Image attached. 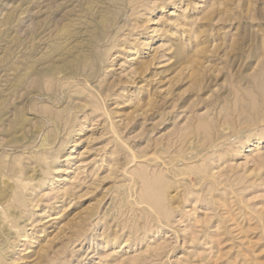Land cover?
<instances>
[{"label":"rangeland","instance_id":"rangeland-1","mask_svg":"<svg viewBox=\"0 0 264 264\" xmlns=\"http://www.w3.org/2000/svg\"><path fill=\"white\" fill-rule=\"evenodd\" d=\"M0 173V264H264V0H0Z\"/></svg>","mask_w":264,"mask_h":264},{"label":"bare ground","instance_id":"bare-ground-1","mask_svg":"<svg viewBox=\"0 0 264 264\" xmlns=\"http://www.w3.org/2000/svg\"><path fill=\"white\" fill-rule=\"evenodd\" d=\"M103 17H104V16H103ZM105 19H106V18H105ZM62 33H63V32H62ZM64 37H65V36H64ZM52 49H53V48H52ZM58 49L60 50L59 47H58ZM58 49H57V51H58ZM55 50H56V49H55ZM46 56H47V55H46ZM43 57H44V56H43ZM43 57H42V58H43ZM47 57H48V56H47ZM31 58H32V57H31ZM39 58H41V57H39ZM34 59H35V58H34ZM43 59L47 60L46 57L43 58ZM48 59H50V56H49ZM63 59H64V58H63ZM65 59H66V58H65ZM23 60H24V59H23ZM36 60H37V59H36ZM36 60H35V62H36ZM41 60H42V59H41ZM41 60H40V61H41ZM45 60H44V61H45ZM50 60H51V59H50ZM31 61H32V60H31ZM37 61H38V60H37ZM42 61H43V60H42ZM44 61H43V62H44ZM51 61H52V60H51ZM90 61H91V60H90ZM47 62H48V61H47ZM30 63H31V62H30ZM36 63H37V62H36ZM36 63H35V64H36ZM41 63H42V62H41ZM82 63H83V62H82ZM26 64H28V62H27ZM26 64H25V66H26ZM33 64H34V61H33ZM33 64H32V65H33ZM39 65H40V64H39ZM39 65H38V66H39ZM59 65H60V64H59ZM80 65H81V64H80ZM25 66H24V68H25ZM33 66H34V65H33ZM50 66H51V64H50ZM53 66H54V65H53ZM53 66H52V67H53ZM78 66H79V65H78ZM34 67H35V66H34ZM47 67H48V66H47ZM28 68H32V67H28ZM28 68L26 67V70H27ZM48 68H49V67H48ZM58 68H59V67H58ZM31 70H32V69H31ZM34 70H35V69H34ZM37 70H38V69H37ZM37 70H36V73H37ZM63 70H64V69H63ZM70 70H72V69H70ZM24 71H25V70H24ZM28 71H29V69H28ZM53 71H54V70H53ZM65 71H66V70H65ZM30 72H31V71H30ZM30 72H28V73L31 74ZM40 72H41V71H40ZM25 73H26V72H24V74H25ZM34 73H35V72H34ZM36 73H35V75H36ZM52 73H53V72H52ZM57 73L60 74L59 72H57ZM29 74H28V75H29ZM42 74H44V73L42 72ZM33 75H34V74H33ZM49 75H50V74H49ZM52 75H54V74H52ZM56 75H57V74H56ZM56 75H55V76H56ZM25 76L27 77L26 74H25ZM41 76L44 77V75H41ZM55 76H51V77H55ZM39 77H40V76H39ZM45 77H46V76H45ZM20 78H21V77H19L18 80H20ZM25 79H26V78H25ZM18 80H17V81H18ZM21 81H22V80H21ZM24 81H26V80H24ZM27 81H32V79H31V80H27ZM45 82H46V81H45ZM18 84H19V83H18ZM24 84H25V82H24ZM24 84H23V86H25ZM16 86H17V85H16ZM20 86H22V84H21ZM47 86H48V85H47ZM28 87H29V86H28ZM18 88H19V87H18ZM14 90H15V88H14ZM15 91H16V90H15ZM2 97H3V96H2ZM4 100H5V99H4ZM2 103H3V102H2ZM4 104H5V103H4ZM6 108H7V107H6ZM10 110H11V109H10ZM2 116H3V115H2ZM1 118H2V117H1ZM17 118H18V117H17ZM20 119H21V118H20ZM14 124H15V123H14ZM18 126H19V125H18ZM11 128H12V127H11ZM4 131H5V130H4ZM43 159H44V158H43ZM0 174H1V173H0ZM4 176H5V175H4ZM6 177H7V176H6ZM11 179H12V178H11ZM22 179H23V178H22ZM16 180L18 181V179H16ZM18 182H19V181H18ZM20 184H21V183H20ZM4 185H5V184H4ZM7 185H8V184H7ZM15 185H16V184H15ZM17 185H18V184H17ZM25 185H26V184H25ZM9 187H10V186H9ZM24 187H25V186H24ZM4 188H5V187H4ZM10 188H12V187H10ZM14 188H15V187H14ZM8 189H9V188H8ZM9 191H10V190H9ZM9 191H8V192H9ZM13 191H14V190H13ZM17 191H18V189H17ZM10 193L12 194L11 191H10ZM20 193H21V192H20ZM20 193H18V194H20ZM1 194H2V195H1V198H3V199L6 198V196L8 195L7 192L5 193V190H4V192H1ZM6 194H7V195H6ZM21 194H22V193H21ZM21 194H20V195H21ZM13 195H14V194L11 195V196H12L11 198H13ZM15 196H16V195H15ZM9 197H10V196H9ZM1 198H0V199H1ZM14 198H15V197H14ZM3 199H2V200H3ZM20 199H22V198L20 197ZM4 200H5V199H4ZM6 200H7V198H6ZM6 200H5V201H6ZM9 200L11 201L10 198H9ZM6 202L8 203V201H6ZM13 202H14V200H13ZM19 202H20V201H19ZM22 202H23V201H22ZM15 203H16V202H15ZM9 204H10V203H9ZM17 204H18V203H17ZM3 205H4V204H3ZM23 206H24V205H23ZM9 208H10V207H9ZM4 209H5V208H4ZM6 212H7V211L5 210V213H6ZM1 214H2V212H1ZM9 214H10V213H9ZM12 214H13V213H12ZM15 214H16V213H15ZM2 215H3V214H2ZM4 215H7V214H4ZM4 215H3V216H4ZM10 216H11V215H9L8 217L11 218L13 215H12L11 217H10ZM4 218H5V217H4ZM4 218H3V219H4ZM9 218H8V219H9ZM6 220H7V217H6ZM14 220H15V219H14ZM4 221H5V220H4ZM4 221H3V222H4ZM7 221H8V220H7ZM3 222H2V223H3ZM5 223H6V221H5ZM5 223H4V224H5ZM8 223H9V221H8ZM14 223L17 224V222H15V221H14ZM14 223L12 222V224H14ZM4 224H3V225H4ZM10 225H11V222H10ZM4 226H6V225H4ZM5 228H6V227H4V229H5ZM10 228H11V227H10ZM2 229H3V228H2ZM12 229H13V228H12ZM14 230H15V229H14ZM0 231H1V230H0ZM9 231H10V230H9ZM4 232H5V231H4ZM10 235H11V234H10ZM7 236H8V235H7ZM8 240H9V239H8ZM0 242L4 243L3 241H1V239H0ZM4 246H5V245H4ZM0 247L2 248V244H0ZM1 252H2V251H1ZM0 254H1V253H0ZM3 256H4V255H3ZM4 257H5V256H4ZM0 259H2V258H0ZM8 260H9V259H8ZM0 261H1V260H0ZM3 262H4V261H3ZM3 264H4V263H3Z\"/></svg>","mask_w":264,"mask_h":264}]
</instances>
